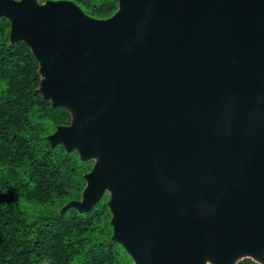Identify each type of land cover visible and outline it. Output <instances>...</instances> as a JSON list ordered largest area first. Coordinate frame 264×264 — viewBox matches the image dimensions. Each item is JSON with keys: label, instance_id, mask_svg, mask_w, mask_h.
I'll return each mask as SVG.
<instances>
[{"label": "water", "instance_id": "95a60500", "mask_svg": "<svg viewBox=\"0 0 264 264\" xmlns=\"http://www.w3.org/2000/svg\"><path fill=\"white\" fill-rule=\"evenodd\" d=\"M36 91L70 114L46 140L92 160L79 200L106 192L132 264H264V0H0Z\"/></svg>", "mask_w": 264, "mask_h": 264}, {"label": "trees", "instance_id": "16d2710c", "mask_svg": "<svg viewBox=\"0 0 264 264\" xmlns=\"http://www.w3.org/2000/svg\"><path fill=\"white\" fill-rule=\"evenodd\" d=\"M70 1L93 18L117 9V0ZM8 29L0 16V264H132L110 239L106 192L85 212L60 211L80 199L93 161L46 140L70 114L41 98L37 61L25 43L8 41Z\"/></svg>", "mask_w": 264, "mask_h": 264}, {"label": "rangeland", "instance_id": "374dc122", "mask_svg": "<svg viewBox=\"0 0 264 264\" xmlns=\"http://www.w3.org/2000/svg\"><path fill=\"white\" fill-rule=\"evenodd\" d=\"M118 257H119V259L122 260L123 259L122 253H119ZM207 264H209V263H207Z\"/></svg>", "mask_w": 264, "mask_h": 264}]
</instances>
